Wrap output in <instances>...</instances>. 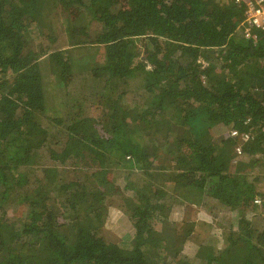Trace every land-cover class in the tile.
<instances>
[{
  "label": "trees",
  "instance_id": "obj_1",
  "mask_svg": "<svg viewBox=\"0 0 264 264\" xmlns=\"http://www.w3.org/2000/svg\"><path fill=\"white\" fill-rule=\"evenodd\" d=\"M243 19L232 0H0V264H264V35ZM207 199L227 228L184 217Z\"/></svg>",
  "mask_w": 264,
  "mask_h": 264
},
{
  "label": "rangeland",
  "instance_id": "obj_2",
  "mask_svg": "<svg viewBox=\"0 0 264 264\" xmlns=\"http://www.w3.org/2000/svg\"><path fill=\"white\" fill-rule=\"evenodd\" d=\"M60 29L57 31L59 34L58 36V41H64V35L65 33L63 32V25H59ZM201 63L204 64V60H200ZM123 174V175H122ZM120 171L117 172V174L113 175L109 172L108 177L112 179V183H114V186L116 189L119 190V192L126 196L129 193V185L125 184V180L122 179V177H125L126 173H122ZM124 181V182H123ZM205 205L207 206H202V207H195V209H190V205L186 206L187 212L185 213L184 217H189L190 219H201V221H204L207 225H213L215 226L216 223H219V228L222 229V226H225L226 228L228 227L227 223L229 220H232V218L235 217V214L233 211H230L229 209H226L222 207L219 203L214 202L212 199H207L205 202ZM259 207V204L256 205ZM192 208V207H191ZM14 211V210H13ZM111 215V220L109 223V226L105 227L106 229H109L112 233H120L121 232V227L118 225V219L119 216L122 215L121 211L118 213H114L112 210H110ZM231 217V218H229ZM206 225V226H207ZM108 231V230H106ZM191 241L187 242L182 253L188 257L193 256L195 253V250L197 247L195 246L194 243H191ZM189 244V245H188Z\"/></svg>",
  "mask_w": 264,
  "mask_h": 264
},
{
  "label": "built area",
  "instance_id": "obj_3",
  "mask_svg": "<svg viewBox=\"0 0 264 264\" xmlns=\"http://www.w3.org/2000/svg\"><path fill=\"white\" fill-rule=\"evenodd\" d=\"M232 2L243 7L244 19L240 26L243 28L245 36L252 35V32L264 35V0H232ZM229 134L238 137L241 142H246L251 137L250 133L238 132L235 129L230 130ZM235 152L241 153L240 145L235 147ZM259 202V199L255 200L256 204Z\"/></svg>",
  "mask_w": 264,
  "mask_h": 264
},
{
  "label": "clouds",
  "instance_id": "obj_4",
  "mask_svg": "<svg viewBox=\"0 0 264 264\" xmlns=\"http://www.w3.org/2000/svg\"><path fill=\"white\" fill-rule=\"evenodd\" d=\"M257 205V204H256Z\"/></svg>",
  "mask_w": 264,
  "mask_h": 264
}]
</instances>
